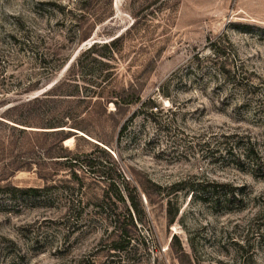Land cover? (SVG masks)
<instances>
[{"label": "rangeland", "instance_id": "374dc122", "mask_svg": "<svg viewBox=\"0 0 264 264\" xmlns=\"http://www.w3.org/2000/svg\"><path fill=\"white\" fill-rule=\"evenodd\" d=\"M149 1L0 0V115L79 75L70 67L83 49L119 33L110 65L84 71L78 88L84 94L101 78L131 84L143 104L123 105L111 120L101 116L87 134L62 141L77 153L103 148L108 156L91 154L102 176L77 167L74 178L55 164L46 150L52 136L29 131L42 128L18 133L0 124V264H264V0ZM14 18L39 29L50 51L60 41L56 51L69 54L29 91L23 87L39 71L18 59L8 37ZM79 33L88 36L78 41ZM246 143L256 157H244ZM55 168L62 170L53 178L41 176ZM123 177L137 187L146 217L125 250L106 254L109 221L124 204L104 194L113 193L108 181ZM177 180L185 183L169 195L178 211L167 223L165 196L150 194L146 203L140 186L152 191V182ZM197 180L227 184L230 202L190 195L185 188Z\"/></svg>", "mask_w": 264, "mask_h": 264}, {"label": "trees", "instance_id": "16d2710c", "mask_svg": "<svg viewBox=\"0 0 264 264\" xmlns=\"http://www.w3.org/2000/svg\"><path fill=\"white\" fill-rule=\"evenodd\" d=\"M177 1H174L175 4ZM150 2L154 1L151 0ZM14 20L15 24L8 33V37L11 43L15 45L16 51L21 53L18 58L19 61H23L22 58H24L25 61L36 64L37 68L40 69H37L39 72L34 79L29 80L23 87V91H29L38 88L42 83V79L60 69L67 62L69 54L56 51L57 47L61 48L62 42L60 41L54 42L51 47L52 51H50L51 44L44 45L46 41H44L43 34L39 29L36 30L25 25L19 18H14ZM87 36V34L81 35L79 33L78 41L86 39ZM122 41L123 33H119L105 42H93L88 45L82 51L85 54L84 57L75 59L70 67L72 70L76 69L79 75H76L77 73L75 75L68 74L59 79L55 87H50L39 96L30 98L24 104L7 107L0 115L2 118V120L0 119V124L6 129L18 133L25 132V129L21 128L22 126L42 128V130L29 131L44 137L47 135L52 136L51 145L46 150L51 152L49 157L53 158L52 161L55 164L64 167V170H69L74 178H76L75 169L77 167L86 168L87 172L92 175L102 176L100 174L104 173L101 169V161L96 156H91V154L95 151L108 156L103 148L96 144H91L92 147L89 152L77 153L73 149L63 146L62 141L74 135V131L87 134V126L94 127L99 124L101 116L111 120L123 105L125 107L135 103H139V106L143 105L140 102L139 93L131 84L126 87H116L109 80L101 78V80L92 81L94 85L92 84V87L84 94L78 88V82L83 80L81 78H84L82 75L84 71L90 70L93 65L101 67L99 70L110 65L109 60L114 59L113 56ZM96 47L98 49H95ZM210 49L212 51L217 50L216 42L210 44ZM103 50L107 51V55L106 52L101 53ZM95 52L99 54H95ZM102 58L106 60H102ZM216 72L219 73L217 69ZM56 87L61 88L62 93H54ZM109 103L113 105V110H108ZM151 107H155V105L152 103L149 108ZM128 121L129 118L124 119L118 128L115 129L116 141L125 131ZM115 125H117V122ZM48 128L51 130H47ZM105 142L109 143L108 141ZM242 152L244 157H256L248 143H246ZM58 170L62 169L55 168L48 175L40 174L43 178L47 176H49L48 178H53ZM108 182V186L113 188V193L105 191L104 198L114 206L115 203L112 198L124 204L123 210L112 213V219L109 221L111 236L109 238L107 236L104 240L106 241L104 245L106 254H117L125 250L127 245H129L132 231H136L137 222H141V218L146 217V207L140 200L137 187L130 184L128 179L123 177L120 184L113 180ZM184 183L185 180H177L161 186L152 182L151 185L154 190L146 191L145 188L140 186V193L144 196L146 203L151 202L150 194L160 200L165 196L163 202L166 220L167 223H172L178 209L171 206L174 201L173 197L169 195L172 194L174 196L178 190L183 188L181 185ZM189 184L185 189L190 192V195L194 193V196L202 201L229 203L232 198V188L225 183L213 180H197Z\"/></svg>", "mask_w": 264, "mask_h": 264}, {"label": "water", "instance_id": "95a60500", "mask_svg": "<svg viewBox=\"0 0 264 264\" xmlns=\"http://www.w3.org/2000/svg\"><path fill=\"white\" fill-rule=\"evenodd\" d=\"M35 97V96H34Z\"/></svg>", "mask_w": 264, "mask_h": 264}]
</instances>
